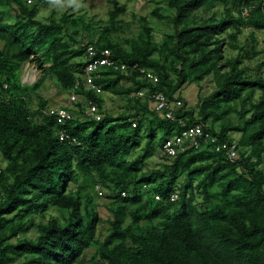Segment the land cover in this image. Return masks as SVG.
Masks as SVG:
<instances>
[{
	"label": "trees",
	"instance_id": "16d2710c",
	"mask_svg": "<svg viewBox=\"0 0 264 264\" xmlns=\"http://www.w3.org/2000/svg\"><path fill=\"white\" fill-rule=\"evenodd\" d=\"M159 1L171 14L161 12ZM110 2L100 25L70 10L56 16L55 8L41 18L40 7L50 0H0V156L6 161L0 164V264H74L91 248V259L101 264H264V75L261 63H246L257 54L254 33L248 48L238 41L246 27L264 30V0H155L151 15L171 26L160 42L142 15L135 36L114 39L126 5ZM217 5L220 14L207 13ZM81 29L94 34L78 44ZM85 43L108 48L127 64L99 72L100 92L82 83ZM226 47L237 53L225 56ZM25 62L43 72L37 81L21 80ZM134 63L157 81L131 69ZM45 74L68 94L96 103L100 117L58 124L37 94ZM210 75L215 88L198 96L197 116L181 106L168 119L148 96H136L130 114L112 116L103 108V92L157 91L185 102L182 87ZM195 123L214 139L199 136L197 146L183 142L175 154L161 153L169 137ZM63 129L69 137L60 139ZM233 140L238 154L231 161L216 148ZM155 146L162 160L144 168ZM103 190L109 216L101 238L96 200Z\"/></svg>",
	"mask_w": 264,
	"mask_h": 264
},
{
	"label": "rangeland",
	"instance_id": "374dc122",
	"mask_svg": "<svg viewBox=\"0 0 264 264\" xmlns=\"http://www.w3.org/2000/svg\"><path fill=\"white\" fill-rule=\"evenodd\" d=\"M118 4L121 3L126 5V10L124 13L118 16L119 23L117 24L120 29L112 34L114 39H119V37H132L135 36L140 29L138 17L145 16L148 22L153 27V36L154 39L160 42L166 35L167 32H171V26L167 22V19H158L151 15V11L155 6V0H117ZM160 6L164 7V15L171 14V11L166 10V4L163 1H159ZM70 0H50L48 5H42L39 10V16L41 18H45L46 15L50 12L51 8L56 9L55 15L58 16L64 10H70L74 15L83 14L85 21L94 20L95 22L100 23V25H105L109 18V10L111 9L110 0H77L74 9L69 8ZM204 8L199 9L201 12ZM221 7L213 6L210 8L207 13L217 15L220 14ZM203 13V11H202ZM205 14V13H203ZM70 27V26H69ZM254 33L255 44L257 49V54L255 57L250 58L248 62H246L251 68H255L258 63H261V72L264 75V30H253L251 28H244L242 33L238 35V41L243 45V49L248 48L253 41L251 40L250 33ZM94 32L92 30H83L81 29L79 34L77 35L78 44H83L85 41H88L93 37ZM98 31H96V35H98ZM96 38V37H95ZM2 46V41H0V47ZM237 52L229 47L224 49L225 56L235 55ZM263 62V63H262ZM43 72L35 66L32 62H26L24 64L23 69V80L32 83L37 81ZM215 88V82L213 77L210 75L200 81L199 83L191 82L189 84L184 85L180 90L181 97L185 100L183 102L182 107L184 109H193V113L197 116V100L198 96H203L210 93ZM258 91L254 92L253 99H256L258 96ZM40 96L47 99L48 106H58L62 104H69V107L73 109L75 116L81 118L86 114L87 105H84V102L80 98L78 102L81 104H77L76 102H68L69 94L64 91L56 78L53 75L45 74L42 75V81L38 89V93ZM102 96L104 97V105L103 108L105 112L109 113L112 116H117L120 114H130L133 111L134 99L136 98V94H130L128 96H118L110 93L103 92ZM36 100V96L34 97V101ZM33 101V102H34ZM183 101V100H182ZM234 105V104H233ZM82 106V107H81ZM150 106L152 107V103L150 102ZM237 110L240 108V103L237 102L235 104ZM81 107V108H79ZM178 108H174L176 110ZM237 110L231 112V114L227 117L228 120L234 122L238 120ZM83 111V113H82ZM85 112V113H84ZM216 128H219L220 122L215 123ZM233 138H238L239 134L234 132L232 133ZM144 141V140H143ZM156 152L148 158L145 162L144 168H154L159 166L161 162L160 152H158V146L154 148ZM0 164L6 165V161L0 156ZM263 168V165L260 164ZM71 188H74V184L71 183L69 185ZM106 193L105 190L102 191V195L97 198V210L99 215V226L98 233L102 238L106 235L108 229L107 218L109 216V211L106 207V203L109 201L104 197ZM41 219L39 215L35 217V222H38ZM35 233V228L32 227L28 231L29 235H33ZM94 254V249H89L86 254L80 258L79 261L74 264H101L98 259L92 260V256Z\"/></svg>",
	"mask_w": 264,
	"mask_h": 264
},
{
	"label": "built area",
	"instance_id": "2783aa9c",
	"mask_svg": "<svg viewBox=\"0 0 264 264\" xmlns=\"http://www.w3.org/2000/svg\"><path fill=\"white\" fill-rule=\"evenodd\" d=\"M31 0H28L30 2ZM247 7L243 9V15L247 14ZM85 57H87V62L82 69V83L87 89L95 90L96 92H100L101 89L94 82V79L99 76V72L103 68H111L113 70L117 69H126L127 64L122 62L119 59H115L112 57L111 51L108 48H98L93 43H85ZM131 69H139L140 74L151 80L153 82L157 81V76L147 70L144 67H139L136 63L131 65ZM24 78V77H23ZM25 81V80H24ZM79 81L76 82L75 87H77ZM3 87H7L6 83H3ZM136 96H148L152 100L153 107L157 110L162 116H165L168 119H174V108L181 107L183 105L182 99L175 95L172 100H170L165 94L162 92H151L148 95L145 90H140L136 93ZM79 99V95L74 91L70 93L69 100L74 101ZM2 100V96L0 94V101ZM98 107L96 103L91 100H87V109L86 113L89 115H93L95 117H99L97 112ZM48 113L55 116L56 122L59 124H63L66 119H70L73 117V111L66 105H59L55 107H49ZM59 138L65 139L68 136L66 131L63 129L59 132ZM199 136L204 137V140L211 138L214 139L212 135L208 132H204L201 124H193L190 126H183L180 133L175 134L169 137L162 145L161 153L173 155L177 152V149L183 144V142H188L190 145L193 144L195 146L198 145ZM184 148V147H180ZM224 148L226 151L227 157L234 161L237 157L238 150L236 141L232 142L224 141L222 145H217L216 149ZM0 165V171H1ZM101 193V192H99ZM124 195V193H122Z\"/></svg>",
	"mask_w": 264,
	"mask_h": 264
},
{
	"label": "clouds",
	"instance_id": "9594fccd",
	"mask_svg": "<svg viewBox=\"0 0 264 264\" xmlns=\"http://www.w3.org/2000/svg\"><path fill=\"white\" fill-rule=\"evenodd\" d=\"M25 63H26V62H25ZM25 63H24V64H25ZM24 64H23L22 71H21V80H22L23 82H28V81H24V80H23V69H24ZM133 94H134V93H133ZM69 96H70V93H69ZM79 99H80V97H79ZM79 99H77V100H79ZM75 101H76V100H74V101H70V100H68V102H70V103H71V102L74 103ZM82 101H83V100H82ZM151 103H152V102H151ZM62 105H66V106L69 107V104H62ZM84 105H85V106L87 105V101L84 103ZM152 105H153V104H152ZM58 106H59V105H58ZM51 107H55V106H51ZM69 108H70V107H69ZM71 108H72V107H71ZM71 108H70V109H71ZM71 110L73 111V109H71ZM85 110H86V108H85ZM84 113H85V112H84ZM86 114H87V113H86ZM98 114H99V113H98ZM87 115H89V114H87ZM73 116H75L74 112H73ZM91 116H93V115H91ZM94 117H95V116H94ZM99 117H100V114H99ZM99 117H98V118H99ZM96 118H97V117H96Z\"/></svg>",
	"mask_w": 264,
	"mask_h": 264
},
{
	"label": "crops",
	"instance_id": "0c3cea01",
	"mask_svg": "<svg viewBox=\"0 0 264 264\" xmlns=\"http://www.w3.org/2000/svg\"><path fill=\"white\" fill-rule=\"evenodd\" d=\"M180 96H182V95L180 94Z\"/></svg>",
	"mask_w": 264,
	"mask_h": 264
}]
</instances>
